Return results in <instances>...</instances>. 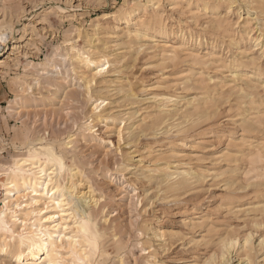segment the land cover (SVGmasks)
<instances>
[{
	"label": "bare ground",
	"instance_id": "obj_1",
	"mask_svg": "<svg viewBox=\"0 0 264 264\" xmlns=\"http://www.w3.org/2000/svg\"><path fill=\"white\" fill-rule=\"evenodd\" d=\"M243 2L246 6V17L241 19V13H238L239 3L236 0H122V3L113 6L110 12H104L92 20L88 30L73 29L76 38L81 37L83 40V47L68 38L64 41L73 60L85 67H92L87 84L94 82L95 88L91 90L88 85H85L87 97L92 106V117L102 122L118 119L120 125L123 124L121 130L125 131L128 144L136 143L140 137L154 139L153 142L141 146L143 153L138 158L136 168L132 163L134 158L132 156H128L122 166L124 170H129V173L133 174L134 180L137 179L147 184L148 189L153 188L160 193L159 200H164L167 196L171 197L181 191H191L201 183L205 172L194 171L190 167L191 164L185 163L184 155L181 156L180 152L194 149L195 144L200 143L197 140L193 142L192 137L188 134L201 122L215 117L218 108L225 103L229 110L237 111L234 116H231L235 120L231 121L235 125L237 124L240 134L235 140L227 139L225 147L221 151L219 150L217 157L213 158L214 167L216 165L214 175L221 178L228 191L236 186L238 175L253 191L264 187V138H262L264 136V68L257 62L259 57L257 56L256 59L250 53L253 49L262 48L263 42L260 40L263 34L255 36V33H260V28L264 26V23L261 20L259 22L257 18L252 24V20L255 19L253 16L255 17L257 14L264 17V0H242ZM253 3L254 5L251 6ZM165 8L176 13L188 11L191 14V21L198 22L199 20L200 22V15L207 14L214 18L207 21L206 17L205 24L196 26L199 29H190L188 27L191 25L172 24L170 21L173 16H167ZM121 9L123 10L121 11ZM234 10H236L238 21L232 23L230 18L234 14ZM107 20H110L109 23L105 22L108 25L100 22ZM192 26L194 25L192 24ZM19 28V31L23 35L26 34L27 38L22 40V36L18 40L16 39L11 45L10 52L0 55L2 57H0V67H5L6 61L11 60L10 58L12 61H17L20 57L27 58L26 52L23 51L24 54H22L20 51L22 41H26L24 42L25 49L28 44L32 47L36 44L37 34L34 28L28 29L26 25H21ZM0 29H2L0 32L3 31L5 36L6 34L13 36L16 26L8 21V24ZM3 34L2 36H4ZM214 36H220L221 39L214 42L211 40ZM189 42L192 43L191 48L187 46ZM207 42L210 43L209 50L207 49L203 54L199 53L198 47ZM223 44L228 45L233 51L230 60L216 52L222 49ZM142 54L148 58H154L161 64H169L171 67L178 64L180 58L184 57L183 59L187 63L185 72L182 70L169 75H161L159 82L149 86L151 89L149 97L146 96L147 98L142 100L136 94L129 78L125 77L127 71L135 67L136 61ZM101 67L105 69L103 72L100 71ZM224 70L226 71L223 72ZM211 71H218L220 77L217 74L211 75ZM224 73H228V75H223ZM26 85L17 77L16 80H9L10 89L18 92L23 93L26 90ZM137 88L144 90L146 87L140 85ZM161 89L163 91H160ZM260 89L263 91V95H260ZM177 92H183L185 95H180ZM216 119L217 117H215ZM93 121L95 122V120ZM84 130L93 131L90 127ZM213 131L226 137L227 133L225 134V131L220 128L216 132L214 128ZM69 140L68 138L67 142H60L62 141L60 140L41 146L42 144H39L40 141L37 138L34 140L25 139L18 146H14L17 153L25 155L16 156L9 165L0 164V169H2L0 171V212L4 213L5 224L8 228V231L0 232V264H21L17 260L18 256H22L23 261H34L36 258L42 259L47 255L40 248H34L32 253L27 252L30 242L40 243L37 236L42 227H48V224L52 223L48 222L42 226L39 216L30 215L34 210L42 208L45 197L40 195L33 197L28 189H35L39 192L40 181L44 180L47 183L45 173H52L55 169L53 179L60 188L71 189L75 185L76 193H88V190L83 193L79 189L83 178H80L77 166L74 167L73 164L67 166L64 162V152L70 144ZM159 142L162 144L158 145ZM187 158L191 160L189 156ZM61 162L64 164L63 172L60 171ZM132 166H134L133 169H131ZM83 184L87 185V189L89 188L87 183ZM48 187L52 186L48 185ZM25 192H27V199L23 194ZM91 195L93 202L90 206H95L97 199L93 192ZM224 196L226 195L224 194ZM236 197L238 196L236 195ZM5 201H7V206H5ZM33 201L36 202L33 203ZM17 204H20L21 207L17 208ZM26 204L29 206L24 207ZM49 211L55 213V206L50 205ZM261 211L264 212V203L261 205ZM13 214L28 216L30 220H35V230L30 223L24 233H18L17 229L24 226L14 223ZM90 214L94 231H98L101 235L100 258L108 260L109 249L103 248V234L98 230L97 220L91 211ZM203 221L199 222L192 218L187 222V225L190 229L204 228ZM103 222L106 223V220L103 219ZM153 228L155 227L153 226ZM49 231L54 232L55 229L49 228ZM152 232L159 242L158 245L165 247L163 233L155 230ZM208 232L211 231L208 230ZM21 235L24 237L23 250L21 249ZM227 238L229 243L233 238L240 240L234 234ZM262 239L264 237H261L260 241ZM244 240H249L247 246L243 244ZM223 241L224 239L220 243L219 251L217 250V258H219L217 261L219 264H229L231 262L228 259L230 249L238 245L241 248H248L251 237L249 234L242 237V242L230 247L227 253H225ZM81 253H83V248H81ZM209 257L212 258L205 264H214V260H216L214 256ZM149 258L147 264H157L153 256ZM119 264H122L121 260H119Z\"/></svg>",
	"mask_w": 264,
	"mask_h": 264
},
{
	"label": "rangeland",
	"instance_id": "obj_2",
	"mask_svg": "<svg viewBox=\"0 0 264 264\" xmlns=\"http://www.w3.org/2000/svg\"><path fill=\"white\" fill-rule=\"evenodd\" d=\"M236 1L239 3L238 13H241L242 19L246 17V6L242 0ZM121 3L122 0H0V28L7 25L8 21L16 26L13 36L12 34L5 36L3 31L0 32L3 38L0 39L1 56L10 52L11 45L16 39L22 36V40L27 38L26 34L23 35L19 31V26L34 28L37 34L33 47L28 44L25 49L26 41L20 44L22 46L20 51L22 54L23 51L26 52L27 58L20 57L17 61L10 58L11 60L6 61L5 67H0V92L5 97L4 107L0 108V164L9 165L16 156L25 155L17 153L14 149L15 145L18 146L25 139L37 138L41 146L60 140L67 142L68 138L70 139V144L65 148L64 162L67 166L71 164L77 166L80 178H83L82 187H79L83 193L88 190L87 185L83 183L92 188L97 204L90 206V211L97 220L98 230L103 234V248H108L110 252L108 260L100 258L99 253L96 255L97 253L93 252L91 257L93 264H119V260L122 264H147L150 256L155 258L157 264L194 262L205 264L212 258L209 256H214L216 259L214 264H219L217 254L220 243L225 237L233 234L240 239V243L242 237L251 234V243L248 248H241L238 245L239 248L235 246L230 249L229 264H264V245L260 243L261 237H264V212L261 211L264 187L253 191L238 175L236 186L228 191L221 178L214 175L216 165L214 167L213 158L225 147L227 139L235 140L240 134L237 124L232 122L235 118L231 116L237 113L235 109L229 110L226 103L222 104L217 110L216 120L213 117L201 122L188 134L193 142L197 140L200 143L195 144L194 149L180 152L181 156L184 155L183 160L191 164L190 167L194 171H204V178L194 188L195 191L194 189L181 191L171 197L167 196V200H159L160 193L153 188L148 189L147 184L134 180L133 174L131 175L129 170H124L122 166L128 156H132L134 157L132 163L136 168L138 158L143 153L142 147L154 139L140 137L136 143L128 144L125 131L121 130L123 124L120 125L118 119L102 122L92 117V106L85 86L88 85L92 67H85L73 60L64 41L68 38L83 47V40L81 37L76 38L73 29L88 30L90 23L98 15L110 12L113 6ZM253 5L254 3L251 6ZM235 12L236 10L230 18L232 23L238 21ZM165 13L167 16H173L170 21L172 24L191 25L188 27L190 29H199L197 27L214 18L208 14L200 15V22L198 19L197 22L190 20L191 14L188 11L176 13L165 8ZM259 17V14L253 16L255 19L252 20V24L257 18L259 22L261 20L264 23V17ZM100 22L106 25L105 22L109 23L110 20ZM2 25L4 26L1 27ZM258 34H263L260 40L263 42L260 43L262 48L253 49L250 53L255 58L259 57V60L256 58L257 62L264 68V26L260 28V33H255V36ZM220 39V36H214L211 40L218 42ZM187 46L191 48L192 43L189 42ZM209 46V42L203 43L197 50L203 54L209 50ZM30 47L32 48L29 49ZM222 49L216 52L230 60L233 54L231 48L223 44ZM183 58L181 57L179 63L171 67L142 54L135 67L127 71L125 77L129 78L136 94L143 100L149 97L148 94L151 92L149 86L159 82L161 75L182 70L185 72L187 63ZM211 72V75L217 74L220 77L218 71ZM16 77L28 85L23 93L9 87V80H16ZM140 85L146 88L140 90L137 88ZM88 86L91 90L95 88L94 82ZM177 93L185 95L183 92ZM260 95H263L261 89ZM87 127L93 131L84 130ZM218 127L227 133L226 137L214 133V128L216 132L219 130ZM161 144L162 142H159L158 145ZM192 218L199 222L204 220L202 224L204 228L190 229L187 222ZM150 223L155 228L150 226ZM154 230L163 233L165 247L158 245L159 242L152 232Z\"/></svg>",
	"mask_w": 264,
	"mask_h": 264
},
{
	"label": "snow or ice",
	"instance_id": "obj_3",
	"mask_svg": "<svg viewBox=\"0 0 264 264\" xmlns=\"http://www.w3.org/2000/svg\"><path fill=\"white\" fill-rule=\"evenodd\" d=\"M123 9H121L122 11ZM104 67L100 68L103 72ZM60 171H64L63 162L60 163ZM52 173H45V179L40 181V191L29 188L33 197L37 195L44 196L45 200L42 202V208L34 210L30 213L31 216H39L41 225L48 227H42L37 239L40 240L39 244L30 242V246L27 248L28 253H32L34 248H40L41 251L46 252L47 255L41 258L33 260L23 261L22 256H18L17 260L21 264H93L92 253H99L101 235L98 231H94L92 225V217L90 214V205L92 201V188L89 186L88 193L78 194L75 191V185L73 188H60L54 181ZM48 185L52 187L49 188ZM11 186V185H9ZM27 199V192L23 193ZM36 201H33L35 203ZM7 206V201L4 202ZM54 205L56 212L49 211V206ZM29 205H24L28 207ZM17 208L21 205L17 204ZM13 221L17 225H23L17 229L18 233H24L25 228L31 223L34 226L35 220H30L28 216H17L13 214ZM49 228L55 229V231H49ZM0 231H8L5 224L4 213L0 212ZM251 237V234H249ZM24 237L21 235V249H24ZM67 242V243H65ZM240 241L236 238L229 243L228 238L225 237L223 244L225 247V253L233 245L239 244ZM261 245H264V239L260 241ZM243 244L247 246L249 240H244ZM87 245V247H84ZM83 248V253H81Z\"/></svg>",
	"mask_w": 264,
	"mask_h": 264
},
{
	"label": "crops",
	"instance_id": "obj_4",
	"mask_svg": "<svg viewBox=\"0 0 264 264\" xmlns=\"http://www.w3.org/2000/svg\"><path fill=\"white\" fill-rule=\"evenodd\" d=\"M4 102H5V97L4 95L0 92V108L4 107Z\"/></svg>",
	"mask_w": 264,
	"mask_h": 264
}]
</instances>
